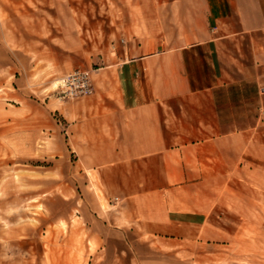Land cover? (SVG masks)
<instances>
[{
	"label": "crops",
	"instance_id": "crops-1",
	"mask_svg": "<svg viewBox=\"0 0 264 264\" xmlns=\"http://www.w3.org/2000/svg\"><path fill=\"white\" fill-rule=\"evenodd\" d=\"M56 3L67 11L35 27L31 9L0 7V69L84 179L98 213L87 234L176 251L264 225V0ZM75 68L91 94L43 95ZM0 264H26L15 235Z\"/></svg>",
	"mask_w": 264,
	"mask_h": 264
},
{
	"label": "rangeland",
	"instance_id": "rangeland-1",
	"mask_svg": "<svg viewBox=\"0 0 264 264\" xmlns=\"http://www.w3.org/2000/svg\"><path fill=\"white\" fill-rule=\"evenodd\" d=\"M14 1L0 7L13 13L31 9L37 13L34 27L35 17L51 23L57 12L67 11L57 0ZM9 72L0 69V244L15 235L17 259L26 264H264V225L235 229L228 245L176 251H146L113 234L107 245L87 234L91 230L85 225L98 218L94 199L70 159L56 162V133L40 130L44 121L37 109L11 100ZM55 81L44 85V96L53 93ZM51 113L59 120L56 111Z\"/></svg>",
	"mask_w": 264,
	"mask_h": 264
},
{
	"label": "built area",
	"instance_id": "built-area-1",
	"mask_svg": "<svg viewBox=\"0 0 264 264\" xmlns=\"http://www.w3.org/2000/svg\"><path fill=\"white\" fill-rule=\"evenodd\" d=\"M56 90L59 98H76L93 92L91 72L88 69L75 68L58 77Z\"/></svg>",
	"mask_w": 264,
	"mask_h": 264
}]
</instances>
